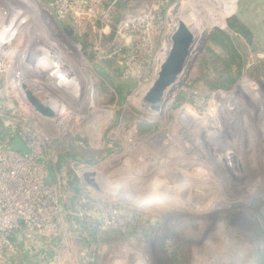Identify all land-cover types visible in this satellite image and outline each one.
I'll return each instance as SVG.
<instances>
[{
  "label": "rangeland",
  "instance_id": "374dc122",
  "mask_svg": "<svg viewBox=\"0 0 264 264\" xmlns=\"http://www.w3.org/2000/svg\"><path fill=\"white\" fill-rule=\"evenodd\" d=\"M10 3L22 30H6V43L32 28L80 90L59 98L74 121L41 127L59 156L94 174L100 196L135 213L136 235L102 234L97 264H264V30L249 42L225 24L246 0H91L64 13L45 0ZM179 20L196 45L153 111L142 99ZM9 75L0 73L1 95Z\"/></svg>",
  "mask_w": 264,
  "mask_h": 264
},
{
  "label": "built area",
  "instance_id": "2783aa9c",
  "mask_svg": "<svg viewBox=\"0 0 264 264\" xmlns=\"http://www.w3.org/2000/svg\"><path fill=\"white\" fill-rule=\"evenodd\" d=\"M45 1L64 13L83 8L91 0ZM7 2L0 0V73L10 72L8 94H0V122L7 132L4 138L0 135V264H97L102 234L136 235L135 213L100 196L97 184L84 180L83 175L91 172L87 166L75 158L61 159L56 142L41 127L40 123L50 125L57 118L60 126L74 121V112L59 98L69 92L78 95L80 90L68 67L36 41L32 28L6 43V30H22V8L12 3L6 6ZM10 56L21 71L9 66ZM32 76H45L50 83L62 85L58 92L46 84L43 99L56 113L51 118L41 115L26 98L24 85L36 95L37 87L46 86H41L40 78L37 84L27 82ZM17 79L18 85L14 84ZM13 138L27 150L14 149Z\"/></svg>",
  "mask_w": 264,
  "mask_h": 264
},
{
  "label": "water",
  "instance_id": "95a60500",
  "mask_svg": "<svg viewBox=\"0 0 264 264\" xmlns=\"http://www.w3.org/2000/svg\"><path fill=\"white\" fill-rule=\"evenodd\" d=\"M196 40L191 27L183 20H179L177 27L170 36V47L166 57L158 69L152 86L142 99L143 103L151 110L159 111L168 94L178 85V80L186 70L194 52ZM24 92L28 102L41 115L51 118L56 114L53 107L45 99L34 94L27 85H24ZM93 175L91 172H86L83 177L88 184L95 186L96 182L92 178Z\"/></svg>",
  "mask_w": 264,
  "mask_h": 264
},
{
  "label": "trees",
  "instance_id": "16d2710c",
  "mask_svg": "<svg viewBox=\"0 0 264 264\" xmlns=\"http://www.w3.org/2000/svg\"><path fill=\"white\" fill-rule=\"evenodd\" d=\"M227 24L228 27L232 30V32L236 35H239L243 38H245L246 40H248L249 42H252L253 38V33L251 32V30H249L247 28V26L237 17V16H232L230 18H228L227 20ZM219 35L223 36L224 38L228 39L229 36L222 30H218ZM232 40V37H231ZM224 48H226V44L225 42H219ZM235 80H230L228 82V84H225L224 82H220L218 85L213 86L214 89H225L228 90L229 88H231V86L234 84ZM149 131V126H145L144 127V132H148ZM0 135L4 138L7 135V132L3 129L2 127V123L0 122ZM10 144L12 145V147L20 152H25L27 149L26 147L20 142L19 139L17 138H13L10 140ZM61 159H63L64 157H71V158H75V156L71 153H62L60 155ZM90 161H86V163H89Z\"/></svg>",
  "mask_w": 264,
  "mask_h": 264
},
{
  "label": "crops",
  "instance_id": "0c3cea01",
  "mask_svg": "<svg viewBox=\"0 0 264 264\" xmlns=\"http://www.w3.org/2000/svg\"><path fill=\"white\" fill-rule=\"evenodd\" d=\"M237 16L249 30H264V0H246L243 10ZM228 25V24H227Z\"/></svg>",
  "mask_w": 264,
  "mask_h": 264
},
{
  "label": "bare ground",
  "instance_id": "6f19581e",
  "mask_svg": "<svg viewBox=\"0 0 264 264\" xmlns=\"http://www.w3.org/2000/svg\"><path fill=\"white\" fill-rule=\"evenodd\" d=\"M19 68L17 67V66H15L14 68H13V71H17ZM19 71H21L20 69H19ZM24 73H25V70H22ZM68 71H69V69H68ZM70 72H71V70H70ZM31 79L28 77V80H27V82L29 81L30 83L31 82H33V81H30ZM20 83V79H17V80H14V84H16V85H18ZM70 116V115H69Z\"/></svg>",
  "mask_w": 264,
  "mask_h": 264
}]
</instances>
